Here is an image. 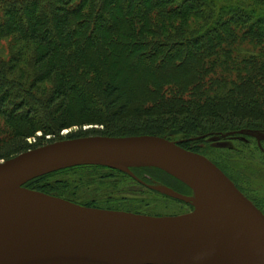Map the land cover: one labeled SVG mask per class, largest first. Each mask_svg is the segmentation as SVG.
<instances>
[{
  "label": "trees",
  "instance_id": "1",
  "mask_svg": "<svg viewBox=\"0 0 264 264\" xmlns=\"http://www.w3.org/2000/svg\"><path fill=\"white\" fill-rule=\"evenodd\" d=\"M0 6V38L18 34L43 48L36 58L39 66L49 61L61 66L57 67L60 81L47 99L38 96L39 83L52 69L26 85L20 76L14 79L9 75L15 59H11V67H0V117L11 124L10 133L3 138L0 135V162L55 142L57 137H168L177 132L184 136L181 143L194 150L192 143L203 140L200 135L205 133L264 126V58L260 61L256 54L236 49L240 42L264 47V0H0ZM193 26L197 29L192 30ZM172 48L176 49L173 53L169 51ZM56 53L74 57L70 63L57 59ZM233 53L238 58L228 64ZM211 59L217 61L214 65L236 72L237 82L225 78L214 92L216 82L205 89L207 78L214 74L207 65ZM164 65L171 71L165 74ZM183 67H187L188 76L176 85L175 92L156 95L157 106L139 107L138 112L131 109L134 98L122 96L118 85L107 88L100 85L102 79L89 85L79 76L80 71L97 70L106 82L128 69L151 74L155 79L149 84L164 87L159 83L171 85L174 70ZM128 79L129 75L125 82ZM76 94L84 98H80L82 110L88 103L100 107L96 117L102 128H81L61 136L77 119L67 105L68 97ZM29 113L35 114L36 124ZM22 123L33 128L24 130ZM37 131L42 135H35L34 142L28 140ZM132 172L148 174L151 180L179 193L192 194L188 185L163 170L144 167L132 168ZM31 182L25 184L29 189Z\"/></svg>",
  "mask_w": 264,
  "mask_h": 264
},
{
  "label": "water",
  "instance_id": "2",
  "mask_svg": "<svg viewBox=\"0 0 264 264\" xmlns=\"http://www.w3.org/2000/svg\"><path fill=\"white\" fill-rule=\"evenodd\" d=\"M160 136H89L55 141L0 163V264H264V213L206 156ZM79 166H104L140 180L157 168L192 189L194 205L154 216L90 208L29 189V181ZM200 195L206 205L198 206Z\"/></svg>",
  "mask_w": 264,
  "mask_h": 264
},
{
  "label": "rangeland",
  "instance_id": "3",
  "mask_svg": "<svg viewBox=\"0 0 264 264\" xmlns=\"http://www.w3.org/2000/svg\"><path fill=\"white\" fill-rule=\"evenodd\" d=\"M3 1V0H2ZM2 6V5H1ZM0 6V7H1ZM34 6L30 7L29 11L33 10ZM3 10V7H2ZM92 10V9H91ZM20 17V12L16 13ZM108 19L110 21L111 16L108 13ZM197 29L195 26L192 30ZM199 30V29H198ZM164 32L162 35H165ZM55 35V34H54ZM56 36V35H55ZM107 37V36H106ZM237 45L236 49L243 50V54L253 55L259 57L260 61L264 58V47L263 45L253 46L247 42H243ZM176 49L172 48L169 51L173 53ZM43 52V48L39 45L29 43L18 34H13L8 37L0 38V67L2 64H8L11 67V59H15L13 71L9 73L11 78L20 76L22 82L26 85L32 84L36 81V77L48 72V69H52L48 75H44L41 78L39 87V97L47 99L52 93L55 86L60 81L61 68L59 62L49 61L38 65L36 58ZM66 53V52H65ZM239 55L241 60L244 55ZM74 57L73 54L56 53V57H62L71 63L70 57ZM90 56V55H89ZM250 57V56H246ZM238 54L232 56V60L228 62L236 61ZM215 59L208 61V67L213 70L214 74H210L206 80L205 89L209 88L213 82L214 89H218L219 82L222 79H235V73L233 70L224 68ZM130 62L128 61V65ZM55 67H54V66ZM233 66V65H232ZM58 67V68H57ZM128 67V66H127ZM129 68V67H128ZM187 67H183L178 71L174 70L172 84H166V81H161L164 87H158L156 85H150L154 81L155 76L145 73L136 72L131 73L128 69L119 73L114 79H108L104 82V77L100 74L102 72L97 70H90L89 72L80 71L79 76L85 80L86 84L93 85L100 81V85H105L107 88L118 85L124 97H133L134 102L131 104V109L134 112H138L139 107H152L157 103V96L162 95V92L168 96L175 92L176 85L186 78ZM110 69H113L111 67ZM172 68L163 66L162 71L170 72ZM133 71V69H130ZM170 70V71H166ZM237 70V69H235ZM84 73V78L82 74ZM175 74V76H174ZM129 75V79L125 82V77ZM19 78V77H18ZM122 79L124 81L122 82ZM97 82V83H98ZM235 82L237 80L235 79ZM230 88V87H229ZM2 91L0 92V94ZM201 94V93H199ZM77 95V94H76ZM76 95L69 96L67 99V105L71 107L77 117L76 121H72V125L60 132L61 136H67L69 132H76L79 129L92 130L101 129L102 123L98 120L99 106L94 104H87L82 110L81 101L83 97ZM2 95H0L1 98ZM191 97V95H190ZM186 99H189L186 97ZM157 106V105H156ZM87 109V110H86ZM86 111V112H85ZM80 114V117L76 114ZM81 113H85L81 117ZM29 115L35 117L31 122L35 123L36 116L32 113ZM101 117V116H100ZM103 118V117H102ZM8 126L11 124L7 119L0 117V135L3 136L10 133ZM24 130H31L33 126L26 123H22ZM31 126V127H30ZM214 131V130H210ZM208 132V134L212 132ZM217 134H210L206 136V133L200 136H204L200 142L192 143L194 150H189L180 143V146L189 151L202 154L211 160L218 168L234 183V185L247 197L256 207L264 212V126L256 129L243 128L237 131L230 129H219ZM36 136H41L42 132L37 131L34 135L32 134L28 140L34 142ZM90 136H95L91 134ZM47 136L46 138H49ZM184 136L177 132H173L168 135L167 138L173 141H181ZM188 138V137H187ZM65 138H56L55 141L67 140ZM49 144V143H48ZM47 145V143L45 144ZM1 161L0 163H3ZM140 176L146 184L158 185L167 189H171L167 185L162 184L160 181L151 180L148 174L141 172L135 173ZM30 189L48 193L80 205L106 209V210H120L127 211L137 214L154 215V216H174L192 212L195 207L191 203L184 201H178L172 199L170 196L163 195L156 190H153L146 185L139 183L129 174L108 167L102 166H82L71 168L67 170L57 171L44 175L42 177L31 180ZM30 182V181H29ZM189 195H193L189 194Z\"/></svg>",
  "mask_w": 264,
  "mask_h": 264
},
{
  "label": "bare ground",
  "instance_id": "4",
  "mask_svg": "<svg viewBox=\"0 0 264 264\" xmlns=\"http://www.w3.org/2000/svg\"><path fill=\"white\" fill-rule=\"evenodd\" d=\"M194 201L200 207L206 205L205 200L200 195H197Z\"/></svg>",
  "mask_w": 264,
  "mask_h": 264
}]
</instances>
